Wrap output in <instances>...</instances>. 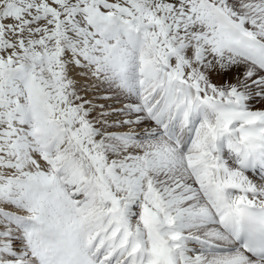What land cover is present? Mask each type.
<instances>
[{
	"label": "snow or ice",
	"instance_id": "obj_1",
	"mask_svg": "<svg viewBox=\"0 0 264 264\" xmlns=\"http://www.w3.org/2000/svg\"><path fill=\"white\" fill-rule=\"evenodd\" d=\"M0 264H264V0H0Z\"/></svg>",
	"mask_w": 264,
	"mask_h": 264
}]
</instances>
